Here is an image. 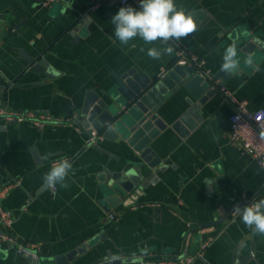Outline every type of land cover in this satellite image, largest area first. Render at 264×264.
I'll use <instances>...</instances> for the list:
<instances>
[{"label":"crops","instance_id":"obj_1","mask_svg":"<svg viewBox=\"0 0 264 264\" xmlns=\"http://www.w3.org/2000/svg\"><path fill=\"white\" fill-rule=\"evenodd\" d=\"M174 3L194 17V33L168 44H146L136 37L124 45L115 38L111 23L122 6L102 3L93 9L91 0H56L45 6L37 0H0V107L70 117L43 127L0 119V186L13 184L2 204L14 214L15 237L39 244L38 260L44 264H54L52 256L84 245V252L68 264L103 261L107 252L166 264H176L184 255L194 256L191 264H237L240 258L239 264H264V235L254 234L236 211L219 224L201 226L239 200L264 198L262 167L227 140L234 104L222 88L203 104L201 121L184 137L169 124L188 108L190 92L181 86L159 105L156 112L167 126L149 146L165 168L156 172L154 183L116 205L106 208L101 203L98 176L119 171L127 166V158L137 161L138 153L124 141L115 144L101 138L97 144L115 156L109 157L87 142L86 130L74 124L75 108L87 90L112 87V74L127 69L154 77L172 65L179 45L203 58L204 67L213 72L223 62L232 32L255 36L264 44V0ZM134 8L140 9V0ZM82 17L90 19L85 28L78 21ZM74 26L78 30L71 34ZM169 45L175 49L172 55L152 59L146 54L150 47ZM256 48L250 55L253 64L245 63L249 55L239 60L236 74L223 88L248 107L264 109V49ZM20 50L45 58L56 77L35 72ZM62 159L72 169L67 186L57 184L52 195L43 177ZM151 171L145 167V172ZM109 211L114 212L112 219ZM29 262L27 256L0 245V264Z\"/></svg>","mask_w":264,"mask_h":264},{"label":"water","instance_id":"obj_2","mask_svg":"<svg viewBox=\"0 0 264 264\" xmlns=\"http://www.w3.org/2000/svg\"><path fill=\"white\" fill-rule=\"evenodd\" d=\"M70 2L71 0H66ZM85 28L90 19L82 17L78 20ZM78 30L74 26L70 31L73 34ZM228 35L231 43H236L238 53L237 59L241 60L247 55H252L258 48L264 49V44L255 36L248 34ZM20 52L24 54L21 50ZM25 55L28 63L35 72H43L46 77H56L49 61L41 56ZM115 85L102 91L87 90L80 105L76 106L77 116L74 118V124L83 127L88 137H92L93 132L101 135L102 138L115 144L124 141L133 151L138 153V160L133 161L125 159L124 166L119 171L98 176L101 184L103 198L101 203L109 208L124 199L125 196L138 191L149 183H154L156 172L163 170L165 164L159 157L152 155L149 142L156 135L166 128V123L161 122L157 114V109L170 95L181 86L185 87L193 97L189 100L186 108L169 125L180 136H186L201 121V107L212 94L220 91L224 83L229 78L221 71V66L207 75L201 74L200 70L193 64L180 65L173 63L162 73L150 77L143 72L134 69H127L121 74H112ZM99 152L108 153L109 157H114L106 148L97 143L93 144ZM33 154L37 161L40 158L33 148ZM145 167L151 169V172H145ZM211 188V187H209ZM252 198L239 200L232 204L219 218L214 221H206L201 226H214L229 217L234 211V207L239 205L243 207L249 204ZM239 215V214H238ZM87 246H81L66 251L63 254L52 256L54 264H68L75 256L82 254ZM103 261L95 260L91 264H121L128 261L139 260V258L112 256L107 252ZM29 259V258H28ZM241 259V258H240ZM240 259L237 260L239 264ZM29 264H44L40 260L29 259Z\"/></svg>","mask_w":264,"mask_h":264},{"label":"clouds","instance_id":"obj_3","mask_svg":"<svg viewBox=\"0 0 264 264\" xmlns=\"http://www.w3.org/2000/svg\"><path fill=\"white\" fill-rule=\"evenodd\" d=\"M114 25V36L121 44L127 45L132 39L139 37L146 44L162 41L168 44L170 40L180 41L187 38L190 33L197 30L194 17L186 13L183 7L174 3V0H140V9L131 6L121 7L111 18ZM141 52L145 49L141 48ZM175 49L169 45L163 49L150 47L147 56L152 59H160L163 55H172ZM237 45L235 42L228 45L222 57L221 71L228 76L236 74L240 61L237 59ZM248 65L253 64L249 55L245 60ZM264 136V132L261 133ZM72 169L67 159L53 163L51 169L44 174L43 182L47 188H54L57 184L66 187L65 179ZM242 218L246 227L254 234L264 235V198L253 200L250 204L234 207ZM144 255L147 249H142ZM132 264H137L133 260Z\"/></svg>","mask_w":264,"mask_h":264},{"label":"built area","instance_id":"obj_4","mask_svg":"<svg viewBox=\"0 0 264 264\" xmlns=\"http://www.w3.org/2000/svg\"><path fill=\"white\" fill-rule=\"evenodd\" d=\"M42 5H49L56 0H37ZM106 3L110 5H119L122 7H135L138 5V0H91V8H97L98 5ZM176 57L173 63L180 65L193 64L198 68L201 74L207 75L210 70L204 67V59L193 52H189L182 45H179L177 49ZM222 91L226 94L234 104V108L228 115V132L227 140L229 143L239 147L244 153L255 160L264 171V136L261 135L264 132V109L263 108H250L247 106L244 99H236L228 94V92L222 87ZM0 119L5 122H27L35 127H43L50 123H61L67 121L70 117H54L49 114L37 113L32 110L17 111L8 110L0 107ZM101 135H97L93 132L92 137H88L87 142L89 144L98 143L101 140ZM13 184H4L0 186V245H8L15 252L27 256L31 260H38L40 253V246L36 242H21L12 232V223L14 220L13 212L6 208L2 204V200L5 197L8 190ZM51 194H55L56 186L49 188ZM108 218L114 217V212H108ZM208 240L204 241L201 247H204ZM194 260V256L184 255L176 264H191ZM137 264H166L165 260H150L146 258H140L136 260ZM133 261L124 262L121 264H132Z\"/></svg>","mask_w":264,"mask_h":264},{"label":"trees","instance_id":"obj_5","mask_svg":"<svg viewBox=\"0 0 264 264\" xmlns=\"http://www.w3.org/2000/svg\"><path fill=\"white\" fill-rule=\"evenodd\" d=\"M173 62H174V59L172 60L171 64H173ZM41 251H44V247H42ZM45 252H46V250H45Z\"/></svg>","mask_w":264,"mask_h":264}]
</instances>
